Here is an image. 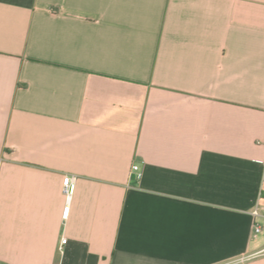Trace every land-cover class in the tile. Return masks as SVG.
Wrapping results in <instances>:
<instances>
[{
    "label": "crops",
    "instance_id": "obj_1",
    "mask_svg": "<svg viewBox=\"0 0 264 264\" xmlns=\"http://www.w3.org/2000/svg\"><path fill=\"white\" fill-rule=\"evenodd\" d=\"M257 205L264 0H0V264H264Z\"/></svg>",
    "mask_w": 264,
    "mask_h": 264
},
{
    "label": "built area",
    "instance_id": "obj_2",
    "mask_svg": "<svg viewBox=\"0 0 264 264\" xmlns=\"http://www.w3.org/2000/svg\"><path fill=\"white\" fill-rule=\"evenodd\" d=\"M132 172L136 174L137 178L140 179L143 175V171H142V168L139 164H133L132 166ZM76 176L75 175H68L65 177L64 179V184H63V191L64 193L66 194L67 197H70L72 194H73V190H74V187H75V183H76ZM253 214L255 215V217L257 218H262L264 219V213L261 212V209L260 207L257 205L255 207V209L253 210ZM255 234H258L262 231V225L260 223H255ZM67 242V238L66 237H63L62 238V241H61V245L65 244ZM264 253V250H261V251H258L256 252L254 255H259V254H262ZM246 259H248V257L246 256H242L238 259H235L231 262H229V264L231 263H236V262H243L245 261Z\"/></svg>",
    "mask_w": 264,
    "mask_h": 264
}]
</instances>
